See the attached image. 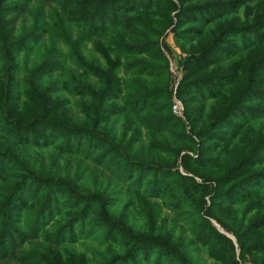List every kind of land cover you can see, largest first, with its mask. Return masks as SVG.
<instances>
[{
	"label": "trees",
	"instance_id": "obj_1",
	"mask_svg": "<svg viewBox=\"0 0 264 264\" xmlns=\"http://www.w3.org/2000/svg\"><path fill=\"white\" fill-rule=\"evenodd\" d=\"M0 66V264H197L156 204L220 264H264V132L246 119L264 118V0H0ZM128 200L160 236L124 222Z\"/></svg>",
	"mask_w": 264,
	"mask_h": 264
},
{
	"label": "rangeland",
	"instance_id": "obj_2",
	"mask_svg": "<svg viewBox=\"0 0 264 264\" xmlns=\"http://www.w3.org/2000/svg\"><path fill=\"white\" fill-rule=\"evenodd\" d=\"M38 8L35 9V11H37ZM247 19V18H246ZM245 22V20H244ZM162 43V51L163 53L166 55L168 61H169V71L171 74V112L173 113V115L177 118H179L186 127V130L188 133L191 132V125L189 124L187 117H186V106L185 103L183 101V99H181L180 95H179V85L183 79L184 76V70L183 67L181 66V61L187 57V54H184L181 49L178 47L176 41H175V36L174 34L170 31L167 33V35L165 36V39L163 41H161ZM90 49H88L89 51ZM2 66H0L1 69ZM175 100L180 101V103L182 104V114L181 115H176L174 113L173 110V106L175 104ZM256 102V101H255ZM258 102H256L255 104L253 103H249V105H257ZM211 110V106L207 107V112L209 113V111ZM247 121L252 120V123L256 128H258L256 134H260L264 132V118H254V116H247ZM261 119V120H259ZM235 123H239L238 121H235ZM241 123V122H240ZM243 125H245L243 123ZM261 130V131H260ZM194 139L196 141H198L197 137L194 136ZM262 157H264V154L262 155ZM8 166V165H6ZM180 171L183 175L187 176V172L181 167L180 165ZM190 176H192L191 174H189ZM94 178V177H93ZM90 181V185L93 187H95L96 184V180L94 181V183L92 184V180ZM198 182H202L201 179L199 178H195ZM98 183V181H97ZM102 183V181H101ZM121 198L125 200V196L121 195ZM205 200L207 201V205H206V209L210 206V196H206ZM130 200H128L124 205H121L118 207L117 210V214L123 212L124 210L127 209V214L128 217L124 219V222H126L130 227H132V229L134 231L137 232H142V233H147V235H153L155 234L156 236H160L162 234L161 231H159L160 225H162V223L164 221L167 222L168 225V229L170 231H172L173 233H176L179 237H180V233L183 234L185 240V245H186V250L188 252V254L190 255L191 259L196 262L197 264H220L219 262L216 261V259H212L211 256L208 254V249H202L200 246H196L194 243H192L193 239H192V229L191 226L188 225L185 222H174V218L172 217L173 215L171 213H169L170 211L164 207H160L158 204H156V207H151L149 208L150 211L149 212H153V209L156 208L157 212H160V216L157 217V221L158 224L155 225V227H153L152 223L153 221L147 222L143 219V217L140 214V209L139 206L136 203H132L130 202L133 206H129L130 205ZM128 207V208H127ZM146 212L148 209H144ZM155 211V212H156ZM146 216H149V214H147ZM209 220L211 221V223L224 235H226L229 239L232 240L234 246H235V251H236V260L240 261V249H239V245H238V241L237 238L235 237V235L233 234H229L227 232H225L221 226L217 223V221L211 217H209ZM187 221V220H186ZM175 224H178L176 226H174ZM176 227V228H175ZM152 229H154L155 233L152 232ZM182 230V231H181ZM104 233V232H103ZM118 239H120L121 237H119L118 235H115ZM184 245V246H185ZM31 244L30 242H28L26 244V247H30ZM105 246H102V243H100V241H88L86 244L81 245L78 244L76 245V248L78 250H81L82 252H87L89 254V256H93L95 258V254L98 253V251L103 250ZM100 249V250H99ZM159 253L157 252H149L147 254H143L141 256H137L135 259H132V262L128 263V264H146V259L147 258H151L153 261H157V260H161L160 257L157 255ZM170 258L168 257H164L163 256V260L162 263L164 262L167 263L169 261ZM12 264H14L12 262ZM173 264H176L173 262ZM246 264H252L250 261H248Z\"/></svg>",
	"mask_w": 264,
	"mask_h": 264
},
{
	"label": "built area",
	"instance_id": "obj_3",
	"mask_svg": "<svg viewBox=\"0 0 264 264\" xmlns=\"http://www.w3.org/2000/svg\"><path fill=\"white\" fill-rule=\"evenodd\" d=\"M182 104L180 103V101L178 100H175V104L173 106V110H174V113L176 115H181L182 114Z\"/></svg>",
	"mask_w": 264,
	"mask_h": 264
}]
</instances>
